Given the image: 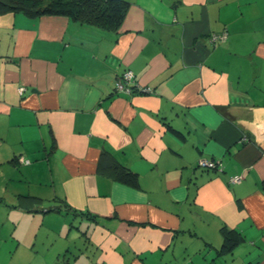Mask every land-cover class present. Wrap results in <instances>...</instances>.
<instances>
[{
    "label": "crops",
    "instance_id": "1",
    "mask_svg": "<svg viewBox=\"0 0 264 264\" xmlns=\"http://www.w3.org/2000/svg\"><path fill=\"white\" fill-rule=\"evenodd\" d=\"M127 1L116 33L0 15V168L26 186L10 195L84 214L86 264H264V0ZM126 70L152 91L117 93ZM224 226L245 238L230 252Z\"/></svg>",
    "mask_w": 264,
    "mask_h": 264
},
{
    "label": "rangeland",
    "instance_id": "2",
    "mask_svg": "<svg viewBox=\"0 0 264 264\" xmlns=\"http://www.w3.org/2000/svg\"><path fill=\"white\" fill-rule=\"evenodd\" d=\"M10 174L0 168V264H86V222L65 211L45 213L43 206L22 211L10 193L26 186Z\"/></svg>",
    "mask_w": 264,
    "mask_h": 264
},
{
    "label": "trees",
    "instance_id": "3",
    "mask_svg": "<svg viewBox=\"0 0 264 264\" xmlns=\"http://www.w3.org/2000/svg\"><path fill=\"white\" fill-rule=\"evenodd\" d=\"M129 7L130 2L127 0H0V15L21 12L30 18H38L47 15L66 16L79 25L97 27L105 31L116 33L122 26ZM99 167L102 172L111 174L115 179L125 184L138 186L137 174L123 166L113 155L103 154L99 162ZM20 199L26 200L29 205L42 206L43 204V200L38 197L21 196ZM25 204L26 202L21 208L27 212L35 211L33 208L35 206L30 205L26 207ZM49 204L52 205L50 206L51 211H58L60 213L65 211L75 217H81V220L84 215L73 210L64 202L62 206H55L53 202ZM221 232L224 242L223 247L229 252L232 251L235 246L245 241L244 236L235 229H229L224 226ZM84 236L87 241L88 237L86 231L84 232ZM66 264L71 263L69 262Z\"/></svg>",
    "mask_w": 264,
    "mask_h": 264
},
{
    "label": "built area",
    "instance_id": "4",
    "mask_svg": "<svg viewBox=\"0 0 264 264\" xmlns=\"http://www.w3.org/2000/svg\"><path fill=\"white\" fill-rule=\"evenodd\" d=\"M227 38V33H222L220 35H213L211 38V43L216 44L219 40L225 41ZM24 88L19 89V93L24 92ZM135 90L138 92H151V88H145L140 91V89L135 86V74L131 70H126L123 74L118 76L115 80V91L120 94H132ZM29 164V161L25 162ZM198 167L203 170H216L222 171V163L219 160H210V159H200L198 162ZM242 176H234L230 179L231 184L241 183Z\"/></svg>",
    "mask_w": 264,
    "mask_h": 264
}]
</instances>
